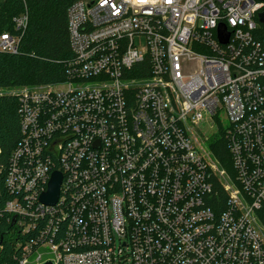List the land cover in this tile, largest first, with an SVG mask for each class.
<instances>
[{
  "label": "built area",
  "instance_id": "1",
  "mask_svg": "<svg viewBox=\"0 0 264 264\" xmlns=\"http://www.w3.org/2000/svg\"><path fill=\"white\" fill-rule=\"evenodd\" d=\"M262 11L261 0L68 7V77L0 89L19 98L21 131L3 210L23 231L41 219L21 264H264ZM18 42L0 34V51ZM219 130L231 172L209 145ZM54 171L60 195L44 206Z\"/></svg>",
  "mask_w": 264,
  "mask_h": 264
},
{
  "label": "trees",
  "instance_id": "2",
  "mask_svg": "<svg viewBox=\"0 0 264 264\" xmlns=\"http://www.w3.org/2000/svg\"><path fill=\"white\" fill-rule=\"evenodd\" d=\"M75 0H0V34L19 38L16 52L0 51V89L56 84L68 77L72 58L67 30V9ZM26 25L16 29L18 18ZM20 102L16 95L0 94V264H21L26 240L38 233L41 219L31 230L18 229L3 210L11 197L4 186L10 155L21 139ZM214 155L231 172L222 131L209 141Z\"/></svg>",
  "mask_w": 264,
  "mask_h": 264
},
{
  "label": "water",
  "instance_id": "3",
  "mask_svg": "<svg viewBox=\"0 0 264 264\" xmlns=\"http://www.w3.org/2000/svg\"><path fill=\"white\" fill-rule=\"evenodd\" d=\"M264 1V0H261ZM258 21L264 24V11L258 15ZM62 182V175L59 172H52L50 179L47 184V190L41 194L39 202L44 206H54L60 195V186ZM15 219L12 220L14 224ZM44 264H51V262H46Z\"/></svg>",
  "mask_w": 264,
  "mask_h": 264
},
{
  "label": "rangeland",
  "instance_id": "4",
  "mask_svg": "<svg viewBox=\"0 0 264 264\" xmlns=\"http://www.w3.org/2000/svg\"><path fill=\"white\" fill-rule=\"evenodd\" d=\"M142 40H143L142 38H137V39H135L136 43H137L139 46H143ZM192 66H193V65L188 64V65H187V68L190 70V69L194 68V67H192ZM1 90L8 91V89H1ZM1 90H0V91H1ZM210 133H211V131H208V130L205 131V135H206L207 137L210 136Z\"/></svg>",
  "mask_w": 264,
  "mask_h": 264
}]
</instances>
